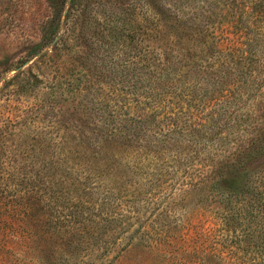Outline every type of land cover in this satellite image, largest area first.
<instances>
[{"label": "rangeland", "instance_id": "374dc122", "mask_svg": "<svg viewBox=\"0 0 264 264\" xmlns=\"http://www.w3.org/2000/svg\"><path fill=\"white\" fill-rule=\"evenodd\" d=\"M150 1L0 0V264L211 260L210 179L264 135V0L157 36Z\"/></svg>", "mask_w": 264, "mask_h": 264}, {"label": "trees", "instance_id": "16d2710c", "mask_svg": "<svg viewBox=\"0 0 264 264\" xmlns=\"http://www.w3.org/2000/svg\"><path fill=\"white\" fill-rule=\"evenodd\" d=\"M75 1L63 0V4L68 3L65 19ZM186 1L189 0L150 1L153 36L165 30V26L159 20L160 15L171 13L172 21L175 22L179 21L180 13L181 18L185 17L182 9ZM196 19L195 14H192L187 22L182 24H188L190 28L195 27ZM55 33H57V23L43 36V39L46 40L48 35ZM55 38L56 36L53 39ZM262 157H264L263 134L259 137L258 143L252 142L233 158L228 159L224 167L217 170L216 178L213 176L210 179L209 188L212 189L211 194L215 197L216 204L220 205L217 208L220 214L214 218L215 228L209 231L218 234H215L211 240L213 251L211 260L206 264H231V262L246 264L247 256H252V261L264 262V172L259 167H255ZM225 249H228L229 256Z\"/></svg>", "mask_w": 264, "mask_h": 264}]
</instances>
